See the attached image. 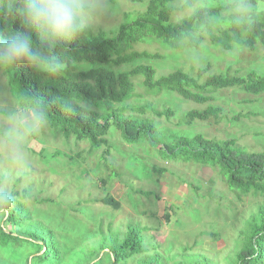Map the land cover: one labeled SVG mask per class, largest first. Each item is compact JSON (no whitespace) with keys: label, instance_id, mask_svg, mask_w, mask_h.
Returning <instances> with one entry per match:
<instances>
[{"label":"rangeland","instance_id":"374dc122","mask_svg":"<svg viewBox=\"0 0 264 264\" xmlns=\"http://www.w3.org/2000/svg\"><path fill=\"white\" fill-rule=\"evenodd\" d=\"M185 2L174 3L178 10L171 22H180L203 6L200 2L182 9ZM218 3L231 4L232 0ZM112 4L114 14L98 19L90 29L93 34L113 37L121 25L141 14L146 6L127 0H112ZM254 9L264 13V4L257 3ZM132 51L157 57L117 72L148 65L157 77L176 70L195 77L197 70L204 69L207 75L229 71L244 76L253 71L264 77L263 47L255 52L237 47L226 52L205 42L196 51L177 52L146 39ZM133 85L132 98L125 106L147 105L156 111L171 112L168 120L145 115L168 142L199 134L207 139L233 141L248 153L264 152V94L251 96L238 89L217 92L208 106L220 110V122L188 125L185 115L206 106L168 92L147 96L139 77L133 79ZM10 96L6 78L0 72V99ZM27 147L30 171L26 175L11 169L0 149V178L5 173L8 176V183L0 186L8 187L16 194L17 202L24 204L29 214L26 226L40 224L55 233L63 249L62 264H87L92 250H102L114 240L120 243L129 231L134 232L133 241L141 240L143 252L131 256L126 264H140L154 256L158 264H235L237 253L245 246L248 226L264 206V198L238 199L216 170L162 159L146 143L127 145L114 129L106 137V147L98 151H90L85 142L65 141L47 127L33 136ZM108 197L118 203L117 209L99 203ZM0 226L6 232L14 231L11 224L2 222ZM38 251L39 247L29 243L0 246V264H41L32 259ZM105 251L99 252V257ZM107 258L102 264H109Z\"/></svg>","mask_w":264,"mask_h":264},{"label":"trees","instance_id":"16d2710c","mask_svg":"<svg viewBox=\"0 0 264 264\" xmlns=\"http://www.w3.org/2000/svg\"><path fill=\"white\" fill-rule=\"evenodd\" d=\"M127 1L145 4V9L121 25L113 37L101 32L93 34L89 30L71 43L63 42L55 46L53 51L65 61V67L59 75L36 73L24 65L13 69L0 68L10 95H14L18 103H30L34 93H39L45 100L52 95L81 96L91 102L92 111L83 113L78 109L69 116L58 106L46 105L49 116L46 127L57 132L65 141L73 139L85 142L90 151H98L102 146L106 147V137L114 129L127 145L146 143L162 159L216 170L238 199L249 196L264 198V152L248 153L236 147L233 141L207 139L199 134L168 142L157 133L152 121L145 115L149 113L156 119L168 120L171 116L169 110L156 111L147 105L125 106L134 92L133 79L139 77L147 96L168 92L194 105L206 106L185 115L188 125L209 120L218 124L221 120L220 110L208 106L212 96L229 89L259 96L264 94V77L253 71L246 72L244 76L231 75L229 71L207 75V69L197 70L195 77L180 70L157 77L155 70L148 65H135L127 71L117 72V69L130 67L140 60L157 57L132 51L133 46L146 39L177 52L196 51L205 42L226 52L236 47L251 52H255L257 47L264 48V13L254 9V5L264 4V0H250L253 8L251 27L233 23L225 15L230 4H219L218 0H186L182 9L191 8L200 2L203 6L177 23L170 21L172 14L178 10L174 7L177 0ZM9 3L10 0H0V9H7ZM12 26H23L19 13L14 16L0 14V28ZM112 105L124 106L112 108ZM99 203L113 209L119 207L109 197L100 199ZM28 219L24 204L17 201L14 207L0 211V223L11 224L14 229L13 232H6L0 226V246L34 244L39 247V251L32 259L41 264H62L63 249L55 233L40 224L26 226ZM133 235L134 232L129 231L120 243L114 240L113 244L102 249L106 251L101 257L100 247L92 250L87 264H102L105 256L109 264H126L131 256L143 252L141 240L133 241ZM246 236L245 246L237 253L235 264H264V206L252 218ZM158 261V257L154 256L151 260L143 259L140 264H158Z\"/></svg>","mask_w":264,"mask_h":264},{"label":"clouds","instance_id":"9594fccd","mask_svg":"<svg viewBox=\"0 0 264 264\" xmlns=\"http://www.w3.org/2000/svg\"><path fill=\"white\" fill-rule=\"evenodd\" d=\"M112 0H10L0 14L22 17V27L0 28V68L24 65L36 73L59 75L65 61L53 49L63 42L71 43L88 32L98 19L114 14ZM253 8L250 0H232L226 9L233 23L251 27ZM35 37V38H34ZM30 103H18L15 96L0 99V149L11 169L20 175L30 171L28 143L49 123L46 105L58 106L71 116L78 109L93 110L91 102L79 96L52 95L47 100L39 93ZM8 183L7 173L0 185ZM16 194L0 186V211L15 206Z\"/></svg>","mask_w":264,"mask_h":264}]
</instances>
